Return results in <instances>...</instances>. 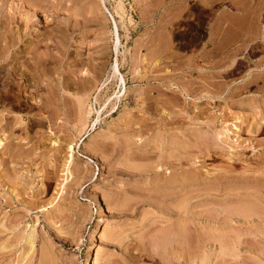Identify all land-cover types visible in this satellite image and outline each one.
<instances>
[{"label": "rangeland", "instance_id": "374dc122", "mask_svg": "<svg viewBox=\"0 0 264 264\" xmlns=\"http://www.w3.org/2000/svg\"><path fill=\"white\" fill-rule=\"evenodd\" d=\"M102 1L0 0L90 87L0 86V264H264V0Z\"/></svg>", "mask_w": 264, "mask_h": 264}, {"label": "bare ground", "instance_id": "6f19581e", "mask_svg": "<svg viewBox=\"0 0 264 264\" xmlns=\"http://www.w3.org/2000/svg\"><path fill=\"white\" fill-rule=\"evenodd\" d=\"M101 3L98 2V3L94 4L93 6L90 7V10H92V11L95 10L96 12H99L101 5L104 6V1L101 0ZM10 15H7V16L5 15L6 18H4V20L2 22V25L4 27H6L7 25H11L10 28L7 29V33H5V32L0 33V86L2 87L1 90L3 89L4 94H5L6 91H9L11 89L14 90L15 88L13 89V87H20L21 83H23V82L24 83L27 82V84H28L30 82V80H32L33 83L36 84L37 86L43 84L42 86H44L46 88V91H47L46 92L47 96H45V97H47V104H45L48 107L47 111L49 114L54 115L55 112L58 109H60L62 102L65 99H67L64 91H67V89L72 88L73 90H72L71 94L75 98V102H77L78 109L81 110V112H82V110L84 108V99H80L82 97L78 98L77 95H78V93H81V91L88 90L90 88L89 85L85 84L83 81L84 79H82L81 77H78V78L71 80L70 75H64L61 70H59V72L58 71L56 72L55 71L56 69L53 66L47 65V63H49V62H54V61H52L53 59L51 58V56H49V54L46 53V51H43V52L42 51L40 52V50L38 51V47L41 46V44H43L42 42L44 40H46V39L50 40V37H49L50 32H46V31L42 32L39 29H37V27L34 26L35 23L32 22L31 17L24 19V21H23L24 23L22 25L23 28H20V27H18V25L14 24L15 20L12 21V17H10ZM32 15L35 16L34 13ZM223 16L228 21L231 17L227 13ZM232 16H234V17H232L234 20L230 19L231 21H233L232 25H231L232 27L229 24H227L224 27L222 26L224 37H226L225 40H227V39L229 40L231 38L234 39L235 37L238 38V36L240 34L244 35V37L248 36L247 38H249L252 34V25H251L250 18H248L249 16L248 17L242 16V18H239L240 15L237 16V14L232 15ZM259 16H260L259 7L257 5H254V21H253L254 22V25H253L254 37H258L259 33H261V30H259V23H260L259 20H261L258 18ZM30 20L32 22L31 26H30ZM34 20H36V19H34ZM226 23H228V22H226ZM19 25H20V23H19ZM14 26H15V28L13 29ZM3 31H5V30H3ZM115 35H116V43L115 44L117 45L119 40H118V36H117V32H116V26H115ZM31 36L37 37V41L32 44L33 45L32 50H30V51L27 50L29 45H30L28 43L25 44V48H21V50L16 49L19 47V45L21 43H23L25 41V39H27L28 37H31ZM52 41H54V40H52ZM44 45L47 47L48 43H45ZM224 57H226V56H224ZM75 68L76 67H74L73 70H75ZM75 72H76V70L73 73H75ZM255 72H257V73L254 74V78H253L254 82H256L259 75L260 76L262 75L260 77V81H261V83H264V74H263L264 70L263 71L257 70ZM54 74H56V75L54 76ZM253 79H251V80H253ZM251 80H249L248 82H250ZM25 85H26V83H25ZM225 88L228 89V87H225ZM10 92H12V91H10ZM1 94H3V93H0V95ZM9 95H11V94H9ZM5 97H7V96H5ZM1 99H3V98H1ZM0 101H3V100H0ZM58 111H60V110H58ZM56 114H58V113H56ZM3 120H4V122H3ZM7 126H8V122L6 121L5 117L0 114V130L3 131ZM1 144L5 145L4 142ZM236 210L239 211L241 209L237 208ZM184 223H186L187 227L183 223L179 224V226L181 228H179V226L176 225L178 229L176 228V232H175V234L178 235V232L180 231L182 236L180 237L179 236L180 234H179L178 237L181 238L182 240L183 239L185 240L186 237L184 238L183 235H184V233L187 235V232H185V231H188V227H189L187 225L188 224L187 222H184ZM182 225H184L187 230L185 228H183ZM165 231L168 232L167 230H165ZM165 231H163V233ZM166 232L163 234V236L165 235V238H166V236H168L167 239H172L175 235V234L174 235L171 234V236H173V237L170 238L171 232L170 233L169 232L166 233ZM162 245H165V244H162ZM159 246H161V244Z\"/></svg>", "mask_w": 264, "mask_h": 264}, {"label": "flooded vegetation", "instance_id": "af4514ba", "mask_svg": "<svg viewBox=\"0 0 264 264\" xmlns=\"http://www.w3.org/2000/svg\"><path fill=\"white\" fill-rule=\"evenodd\" d=\"M182 29V28H180ZM188 39H189V36L185 38V40L181 41V44L183 45H187L188 44Z\"/></svg>", "mask_w": 264, "mask_h": 264}]
</instances>
